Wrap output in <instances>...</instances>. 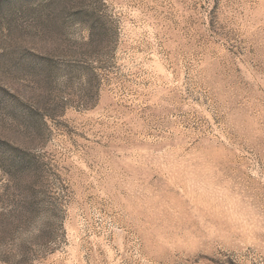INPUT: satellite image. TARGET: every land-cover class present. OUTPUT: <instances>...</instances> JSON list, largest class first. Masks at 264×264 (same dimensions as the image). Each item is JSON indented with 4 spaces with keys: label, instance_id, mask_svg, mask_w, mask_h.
Listing matches in <instances>:
<instances>
[{
    "label": "rangeland",
    "instance_id": "rangeland-1",
    "mask_svg": "<svg viewBox=\"0 0 264 264\" xmlns=\"http://www.w3.org/2000/svg\"><path fill=\"white\" fill-rule=\"evenodd\" d=\"M0 264H264V0H0Z\"/></svg>",
    "mask_w": 264,
    "mask_h": 264
}]
</instances>
